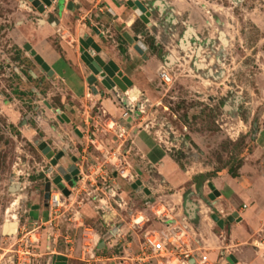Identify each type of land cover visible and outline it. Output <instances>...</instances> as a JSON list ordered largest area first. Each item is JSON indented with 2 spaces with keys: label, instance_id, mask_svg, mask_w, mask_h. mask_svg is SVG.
<instances>
[{
  "label": "rangeland",
  "instance_id": "374dc122",
  "mask_svg": "<svg viewBox=\"0 0 264 264\" xmlns=\"http://www.w3.org/2000/svg\"><path fill=\"white\" fill-rule=\"evenodd\" d=\"M70 1L78 7L63 14L56 8L51 15L36 12L25 0H0V264H16L17 257L27 264H54L57 255L66 257L67 264H137L132 260L137 250L124 247L126 234L114 233L99 240L94 237L96 232L105 234L110 228L103 229L99 224L101 213L106 219L107 213H112L110 205L118 210L122 226L135 219L134 228L128 226L131 230H136L142 219H146L143 223L149 231L163 232L164 236L181 229L178 233H183V241L199 255H206L207 264H227L229 255L237 259L236 264L254 260L264 264V0H198L197 5H206L212 14L209 26L198 18L183 25L157 21L153 27L143 23L126 4L138 0H114L138 20L126 30L118 24L110 29L107 23L109 33L99 23L103 20L97 9L105 6L101 0ZM63 15L70 18L56 27L54 21L62 20ZM153 16H158L157 11ZM39 17L49 22L52 19L56 45L63 42L79 46L80 39L96 37L97 30L105 32L100 35L105 37L103 42L115 40L124 45L122 33L127 32L149 48L147 57L159 54L163 65L153 68L155 77L144 84L149 89L133 86L129 90L134 95L129 92L135 102L131 103L127 94L126 99L129 108L138 112L136 123L141 125L136 129L162 146L192 183L204 187L207 196H202V202L209 206L202 207L201 232L196 228L198 218L192 222L175 202L166 205L159 200L158 205H147L150 196L128 185L136 179L141 181L130 167L141 160L130 151L128 128L120 133L109 127V116L92 98L83 103L73 101L60 81L45 73L17 44L18 37ZM178 17L187 21L189 15ZM91 22L98 24L91 26ZM85 23L90 31L84 30ZM162 70L171 77L169 85L159 79ZM60 112L71 122L62 125L57 119ZM82 123L87 125L88 131H83L86 139L75 131ZM41 142L55 154L64 153L59 166L73 165L71 157L77 161L74 187L64 183L69 196L52 185L51 192L60 196L58 206L50 207L48 200V205L44 204L45 180L51 181L57 171L38 150ZM122 170L132 175L126 172L123 178L119 173ZM148 178L143 180L145 188L149 182L160 184ZM229 178L239 184L254 182L248 188H254L255 195L247 202L259 220L254 227L235 219L227 222L231 213L219 212L215 201L208 198V183H223V194L229 195ZM187 187L184 198L197 201V195H190L197 191ZM32 206L47 208L48 213L45 210L42 217H37ZM189 208L188 213L192 206ZM212 214L224 220L223 228L213 222ZM159 217L171 220L161 226ZM242 227L253 234L247 239L249 243H243L245 246L237 238ZM25 246L29 256L16 252Z\"/></svg>",
  "mask_w": 264,
  "mask_h": 264
},
{
  "label": "crops",
  "instance_id": "0c3cea01",
  "mask_svg": "<svg viewBox=\"0 0 264 264\" xmlns=\"http://www.w3.org/2000/svg\"><path fill=\"white\" fill-rule=\"evenodd\" d=\"M138 1H140L146 7L147 11L150 13V16L148 18L149 19L148 24H146L147 26H152V27L156 26L155 22L157 21L158 22L165 21L169 24L180 23L181 25H183L185 24V22L194 23L198 20V18L205 20L204 22L208 26L212 24L210 23V18L212 16L211 12H209L208 7L206 5L198 6L197 5L198 0H193V1L183 0L184 3L181 2V0H153V1L138 0ZM69 2H71L73 5L72 10L69 11H73L75 8L78 7L77 4L74 3V1L57 0L52 4L51 7H48V9H46L44 13H51L52 15L55 9L57 8L58 13L63 14L64 11L67 9V4ZM204 2H206V0H204ZM98 3L99 1H96V5ZM101 3L105 4V6L97 9L98 12H100V15H102V20H103L101 22L99 20V23L106 28L105 31L106 33H109V29L105 26V24L107 23L110 29L111 26L115 27L116 24H118L121 26L122 30L123 29L126 30L132 27L133 24H135V22L138 20L136 17L137 15L135 16L133 13L129 12V10L126 7L122 6L121 4L120 5L117 4V1L115 2L114 0H101ZM82 4L85 3L82 2ZM82 8H84V5ZM28 10H30V8H28ZM30 11L32 12L33 9H31ZM154 11H157L158 13V16L155 18L153 16ZM104 12H106L107 15L104 14ZM185 13L189 15L187 21L186 20L184 21L183 18L178 17ZM67 18L69 19L70 15H67V17L63 15L62 20H55L54 22L56 27H61L65 25ZM88 21H91V19L89 18ZM96 22H94V24L91 22L92 24L90 25L95 26L96 24H98ZM52 23H53L52 19L49 22V20L44 19V17H39V19H37L35 23L31 22V25L27 26L26 29L27 32L25 34L23 33L22 34L23 36L20 35L18 37V41H16L17 44L20 47H22V45H24L25 43H28L30 45V47L42 58V60L50 68V71L52 72V76L60 81L64 93L66 95H69L73 101L76 100L83 103L86 101L87 98L90 99L92 98L94 104H98V109H100L102 113L104 112V114H106L107 117L109 116V119L111 121L108 122L109 127L111 126L115 127L113 130L114 131L118 130V132L120 133L121 131L125 132V127L128 128V132L126 134L130 136L132 139V147L130 148V151L132 150L133 152H135L134 155L139 156L141 160L140 164H134V165L130 164V167L135 173V177L138 174L140 175L141 181L140 180L139 181L142 183L143 188H145L143 184L144 183L143 180H147L148 178L147 175H149L148 179L153 180L155 184L158 181L160 182V184L159 185L156 184V186L152 182L151 183L149 182L150 186H147V188H145L148 190L149 195L145 193L144 194L150 196L147 205L150 206L158 205L159 200L165 201L167 203L166 205H171V202L173 201L176 204H178L177 209L179 210L182 208V210L187 214L188 218L191 219L192 222L194 221L195 223L198 218V222H196L198 224L197 226L196 225L194 226H196L197 230L201 232L203 228L202 226L204 220L203 213L205 212V210H202V207L209 206L208 204L206 205L204 202H202L203 201L202 196L203 195L207 196L206 191H204L205 190L204 187L199 186L198 184L196 185L194 182L192 183L191 177H188L179 168H177L175 163L169 157L166 150L162 148V146L154 143V141L149 135L142 133V131H140L139 129H136L137 128L136 125L139 126L141 125V123H136V119L138 118L137 117L138 112L134 113V111H132L129 108L130 103L128 102V99H126L127 96L126 94L130 90H128V92L126 93H121L120 91H118V89H114L112 92H109L106 89H104L102 85H100V83H96L95 87L97 93L96 94L92 93L90 86L86 82L87 77L90 75V71L80 60L79 46L78 45L76 46L72 43H68V45H66L63 42L56 45L52 38L54 33V28L52 27ZM83 26L86 32L90 31L89 26H87L86 23L83 24ZM97 31H99V33H97V36L92 37L95 43H97V45L109 57V59L112 60L119 67L123 75H125L132 82V87L133 86L134 88H136V86L137 87L139 86V88L145 87L144 90L147 91L149 88H147V86L144 84L155 77L153 68H157V67L160 68L163 65L161 63V58H159L158 56L159 54H153V57L150 56L147 57L148 52L146 51H148L149 48H146V46H144L145 50L143 54L140 55L133 49V46L130 45L123 37L122 38L124 40L122 41L124 45H122L121 43H117L115 40L114 41L112 40L111 42L110 41L103 42L102 40L105 37H102L103 38L102 39L100 38V35L105 34V32H103L102 30L101 31L97 30ZM193 31L197 33V30L194 27H193ZM85 34L87 35V33ZM128 35L130 34L128 33ZM89 36L91 35L89 34ZM130 37L132 36L130 35ZM135 37L138 38V36ZM156 45H158V43H156ZM130 92H132V94L134 93L133 90ZM125 112H128L127 116H124ZM61 115H64L66 118L62 120L61 122L62 125L71 122V120L64 113H61ZM86 126H87L86 123H82L81 126H78L77 129H75L76 134L80 138L86 139V135L83 134V131L86 132L88 131V129H86ZM78 129L79 131H81V133L78 132ZM63 158H64V153L61 159ZM126 172H129L132 175L131 171H126ZM137 180L138 179H136V181ZM253 183H254L253 181L252 183H250L247 180H245L239 184L237 183L236 180L229 178L227 182V188L228 190H230V194L227 196L223 194L224 184L223 183L215 184L214 186L215 189L220 193V196L217 197L214 202L216 209L219 210V212H222L223 214L224 212L227 214L229 213L232 214L236 212L237 218H235V221L237 223L241 224L246 222L249 223V228L254 227V224L258 223L259 220L257 221V219L254 218L253 213L250 211V209H248L247 206V202H250V200L255 195L254 192L255 189L252 187L248 188V185L249 184L254 185ZM128 185H130L131 187L132 183L128 182ZM187 185L191 187V190L195 189L197 191L196 194H193L192 192L190 193L191 197H195V195H197L198 197L197 201L195 199L194 201L193 199H190L189 201L184 198L185 190L186 188H188ZM140 191L143 192L142 189H140ZM160 193L162 195H160ZM120 200L124 201V199L122 198ZM114 201L119 206L122 205L120 204V202H118V200H114ZM47 202L44 203L45 206L48 205ZM190 206H192V210L190 213H188V209H190L189 208ZM108 208L112 210L111 211L112 213H107L108 219H106L104 213H101L102 215L100 217L99 224L102 226L103 229H105L106 226L110 228L105 229L106 230L105 234H102L101 232H96L94 237H96V239L99 240L100 237L111 238L112 236H115L116 233L126 234L125 236H127V239L124 238V247L127 246L129 251L137 250L139 245L143 241L144 234L149 232V230L147 229L148 226L144 224L146 219L145 220L142 219L141 221H138L140 224V225L138 224V228L136 230L133 229L131 230L129 229V227L134 228L135 225L133 224L135 219L128 222L127 226L126 224L122 226V224H119L122 220V217L119 218L117 216L119 215L117 212L118 210L113 208L111 205ZM31 209L34 210L33 212L37 214V217H42L43 214L45 213L44 212L45 210L48 213L47 208L40 210L37 209L36 206H32ZM145 211H147V209H145ZM164 212L167 215H169L167 209H165ZM89 216H94V215H89ZM132 217L133 216L131 215L130 218ZM50 222L51 220H48L47 223ZM159 225L163 226V224L161 223H159ZM237 235H238L237 238H239V240L242 242L241 243L242 246L243 245L245 246V244H243L245 242L249 243L247 239L249 240V238L253 236V234L249 235L248 229L245 227H242ZM101 246L104 247L105 244L101 243ZM115 259L117 258L115 257ZM236 263H237V259H236ZM248 264H260V262L254 260V261H249Z\"/></svg>",
  "mask_w": 264,
  "mask_h": 264
},
{
  "label": "water",
  "instance_id": "95a60500",
  "mask_svg": "<svg viewBox=\"0 0 264 264\" xmlns=\"http://www.w3.org/2000/svg\"><path fill=\"white\" fill-rule=\"evenodd\" d=\"M57 0H25L26 3H29L30 6L36 10V12L43 14L47 7H51L54 2ZM127 5L134 11V13L140 18V20L148 24L150 13L147 11L146 7L140 1H128ZM73 5L71 2L67 4V9L72 10ZM31 10V8H30ZM122 37L133 46V49L140 55L143 54L145 48L144 45L139 41L137 37H130L128 33L124 32ZM23 49L28 53V55L35 61V63L49 76L52 75L50 68L42 60V58L30 47L28 43L22 45ZM79 53L80 60L90 71V75L87 77L86 82L90 86L92 93L96 94V83H100L104 89L109 92H112L114 89H118L121 93H126L132 87V82L120 71L119 67L109 59V57L101 50V48L95 43L92 37H86L79 40ZM49 107V106H48ZM59 113V111H57ZM57 119L62 122L63 119H66L64 115L57 116ZM38 150L44 155V157L49 160L52 167H56L57 175L53 180L52 184L64 195L69 196L70 192L68 189L61 183L62 180L66 181L68 187H74V181L78 174V170L74 165H70L67 168L59 166V160L63 156V152H58L57 154L52 151L50 146L45 142H41L38 145ZM73 162H76V159H72ZM52 171V168H51ZM49 171V173L51 172ZM51 182L45 180V196L44 199L47 202L49 198ZM210 193L208 198L211 201H215L217 197L220 196V193L215 189L212 183L207 184ZM133 190L142 189L143 192L149 195L147 189L142 187V183L137 180L131 185ZM237 218V213L234 212L226 218L227 222H233ZM211 219L218 227L223 228L224 220L220 219L218 215L212 214ZM227 264L236 263V259L233 255H229L226 259ZM54 264H67V258L62 255H57L55 257Z\"/></svg>",
  "mask_w": 264,
  "mask_h": 264
},
{
  "label": "built area",
  "instance_id": "2783aa9c",
  "mask_svg": "<svg viewBox=\"0 0 264 264\" xmlns=\"http://www.w3.org/2000/svg\"><path fill=\"white\" fill-rule=\"evenodd\" d=\"M159 79L165 85H169L171 83V77L164 70L160 71ZM128 112H125L124 116H127ZM119 173L123 178L126 177L125 171L122 170L119 171ZM58 195L59 194H54L53 192L51 193L49 201L50 207L58 206L60 204L57 197H55ZM161 219L164 226L171 220ZM137 223L135 224L137 225ZM166 229H168V227H166ZM175 230L176 229H173V231ZM178 230L179 231L177 232H171V234L169 231L167 235L165 234V236L163 235V232L149 231L145 233L143 241L137 249L136 258H133L132 260L137 262V264H207V256L199 255L198 251L191 249L188 244L183 241V233H178L181 229ZM16 252L22 253L26 256H29L30 254L27 246H25L24 249L20 248V251ZM19 259L20 258L17 257L16 264H27L26 262H20Z\"/></svg>",
  "mask_w": 264,
  "mask_h": 264
},
{
  "label": "flooded vegetation",
  "instance_id": "af4514ba",
  "mask_svg": "<svg viewBox=\"0 0 264 264\" xmlns=\"http://www.w3.org/2000/svg\"><path fill=\"white\" fill-rule=\"evenodd\" d=\"M73 158H74V157H71V161H72ZM76 162H77V161H76ZM76 162H73V161H72L73 165H75ZM77 170H78V169H77ZM56 171H57V170H56ZM57 175H59L58 172H57V174H56L55 176H53V179H54ZM77 175H78V174H77ZM53 179H51V181H50V182H51L50 192H51V190H52V185H53V184H52V180H53ZM76 180H77V176H76ZM76 180L74 181V183L76 182ZM61 183L64 185V183H66V181L62 180ZM66 184H67V183H66ZM64 186L66 187V185H64ZM44 189H45V185H44ZM50 192H49V198H48V201H50V195H51V193H52V192H51V193H50ZM60 193H61V192H60ZM44 194H45V193H44Z\"/></svg>",
  "mask_w": 264,
  "mask_h": 264
},
{
  "label": "bare ground",
  "instance_id": "6f19581e",
  "mask_svg": "<svg viewBox=\"0 0 264 264\" xmlns=\"http://www.w3.org/2000/svg\"><path fill=\"white\" fill-rule=\"evenodd\" d=\"M131 94H132V93H131ZM127 95L129 96V100L131 101V103H132V102H135V101L132 100L131 95H130V92H128ZM136 99H137V98H136ZM55 197H57L58 202H61V200H60V196H55ZM55 205H56V204H55Z\"/></svg>",
  "mask_w": 264,
  "mask_h": 264
}]
</instances>
